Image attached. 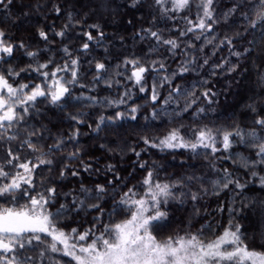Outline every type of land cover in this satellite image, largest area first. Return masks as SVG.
<instances>
[{
	"label": "trees",
	"instance_id": "obj_1",
	"mask_svg": "<svg viewBox=\"0 0 264 264\" xmlns=\"http://www.w3.org/2000/svg\"><path fill=\"white\" fill-rule=\"evenodd\" d=\"M198 2L199 0H192L188 8L174 11L169 5L155 4V0H140L135 7L131 6L132 0H13L7 8L0 6V30L6 33L5 39L16 44L23 42L29 51L39 52V55L36 60L30 61L23 54L24 50L18 49L10 63L2 64L0 67L5 73L9 67L19 71L20 68L27 67L29 63L35 67L38 63H47L51 59L52 63L43 71L50 73L68 63V71L59 72L58 78L69 80L71 79L70 59L76 58L79 61L78 83L69 85L73 96L84 94L96 97L99 101L124 100V103L114 107L106 106L104 103L92 105L88 101L80 103L71 101L63 111L49 105L46 100L38 103L41 115H32L28 125L36 128L46 126L45 139L40 142L47 146L61 137L65 141L62 150L53 149L51 153L50 158L54 161L52 171L49 172L47 166H41L34 174L37 190L41 180L46 181V186L55 182L57 192L60 194L57 197L56 207L65 200L70 204L72 196L65 197L63 194L77 192L81 183L94 188L97 183L106 184L108 180L113 179V173H107L105 169L109 164L114 165L115 174L122 179L115 182L119 188L115 198L107 197L103 204L105 211L101 222L97 225V234H99L104 224L120 223L130 218L131 213L125 210L124 206L116 204L113 212V205L129 188H133L137 193L136 198L142 196L145 186L141 182L149 170L155 172L153 181L160 183H170L188 176L203 177V185L193 181L190 188H177L173 191L178 195L181 191L200 192L202 187H206L209 188V194L202 195L201 199L195 203L190 198L186 199L183 205L171 203L168 207V220L155 228L153 235L158 240H165L170 236L196 234L202 226L210 225V228H203L201 235V239L208 241L219 236L231 220L233 224L238 223L241 226L242 238L249 249L264 252V217H262L264 186L260 184V177H264V165L247 169L242 166L240 159L241 157L249 160L257 159L255 148L234 143L230 152L221 150L213 157L209 149L200 148L197 150L200 154L194 155L188 149L161 151L157 148H147L143 143L144 137L158 140L172 129H179L185 139L194 140L195 130L205 125L214 131L219 129L221 132L232 130L237 126L245 131L257 128L258 133L264 135V131L254 124L256 119L264 117V36L261 35L264 33V20L257 21L255 28L250 27L251 22L256 20L257 0H250L249 6L241 8L228 24L221 21L213 26L214 30L211 33H205L209 39L216 37L213 44H208L203 36L196 39L199 29L186 36L180 35L181 31L190 26L185 17L196 22L199 11ZM234 2H242V0H216L217 13L226 11ZM55 6L60 7L59 14L55 12ZM242 12L248 13V20L241 17ZM69 13L72 14V23L66 35L56 36L55 32L69 23ZM77 21L79 23H76ZM93 24L100 25L104 37L88 42L89 49L83 51L81 46L86 42L83 33L91 32L94 37L98 36L96 29L88 27ZM146 28L158 31L165 39H176L180 48L175 51V55L167 50V45H162L158 51L149 53L150 46L156 44L155 39L141 40L136 35ZM41 29L46 31L48 41L38 35ZM245 29H247L246 32ZM237 32L243 33V36L235 40L232 51L241 52L240 57L232 55L226 44L219 49L214 47L220 44L225 35L233 36ZM249 41L252 43L249 44ZM189 44L192 46L189 47ZM65 46L70 50L71 57L62 51ZM245 48L249 49L247 53L244 52ZM185 52L188 53L187 57L184 55ZM192 57L196 58L197 65H203L204 60H208V64L198 68L196 72L175 77L172 87L181 85L183 91L179 95L173 93L172 100L168 104L164 101L169 96L171 87L168 84L163 87L158 86V100L153 103L151 101L153 83L159 85L165 74L177 71L183 60ZM125 58H141V63L146 67L153 60H163L167 66V73L163 70L147 72L144 80L146 90L140 92L139 86H135L132 81L126 79L131 75L132 66L117 67L123 65ZM97 61L105 63L107 67V71L102 74L104 79L99 82L93 79L96 75ZM225 61L227 63L224 69H214L215 65ZM232 65L236 66V70L227 71V68ZM214 70L215 75L212 74ZM117 72L123 75H116ZM106 80L112 81V87L106 85ZM44 81L45 77L32 71L23 72L14 80L9 78V82L14 86L20 83L44 86ZM81 84L86 87L81 88ZM208 89L215 93L210 97L211 103L200 96V93ZM126 92L127 95H125ZM191 92H195L200 98L188 111L184 112L182 110L186 104L195 98L188 95ZM133 107L138 109L136 113H131L130 109ZM200 108H203L204 112H199ZM154 110L159 113L155 118L152 116ZM118 111L125 113L128 119L106 123L99 133L93 131L101 115L114 116ZM177 112L180 114L177 115ZM78 113L84 114L82 124H74L73 121L65 118L69 114ZM132 115L137 118L131 119ZM17 127L20 128L21 138H24V127ZM75 128L79 129L80 134L76 141L69 142L68 135ZM16 131L17 129L13 128L9 135L15 134ZM33 140H36V137H33ZM10 146L16 148L22 156L27 154L26 148H19L18 141H6L0 146V160L6 156ZM217 147H220L219 143ZM77 149L81 152L83 162L91 165V170L84 171L80 168L78 177L69 175L64 180L57 179L60 168L66 162L65 157ZM133 150L141 153L139 162H147L148 167L141 169L139 163L134 164L138 158ZM205 153L209 154L205 155ZM230 154L234 156V159H222ZM213 161L219 172L212 170ZM153 164L159 167L153 169ZM71 167L79 168L80 159L73 161ZM225 168L232 173L234 179L238 178L242 184L246 185L243 191L230 185L229 189L221 191L219 195L212 194L209 181L216 180ZM252 171H256L258 175L253 177ZM49 177L52 180H49ZM25 199H21L20 203L23 204ZM89 203H95V201H89ZM0 205L11 206L2 200ZM229 209L235 211H229ZM148 214L151 213H146ZM97 215L99 213L95 210L81 211L78 215L74 213L71 217L61 220L58 226L66 232L72 228L83 232L91 227ZM45 239L50 240L49 237ZM53 258L59 261V264L66 262L64 258L58 256ZM40 264H49V261L42 260Z\"/></svg>",
	"mask_w": 264,
	"mask_h": 264
},
{
	"label": "snow or ice",
	"instance_id": "obj_2",
	"mask_svg": "<svg viewBox=\"0 0 264 264\" xmlns=\"http://www.w3.org/2000/svg\"><path fill=\"white\" fill-rule=\"evenodd\" d=\"M162 2L163 0H155L157 5L162 4ZM191 2L192 0H171L172 10H184L190 6ZM12 3L13 0H7V3H5V0H0V6L4 8H7ZM139 3L140 0H132L131 6L135 7ZM215 3L216 0H199L196 22L185 17L190 26L186 30L181 31L180 35L186 36L188 33H195L199 29L200 32L196 35V39H200L203 36L208 44H213L216 37L213 36L209 39L205 33H211L214 30L213 26L221 23V21L228 24L229 20L234 18L241 8L249 6L250 0L234 2L230 8L219 14L216 11ZM255 8L256 20L251 22V28L256 27L257 21L264 20V0H257ZM54 10L57 14L60 13L59 6H55ZM241 17L244 20L249 19L247 12H242ZM71 23L72 14L69 13V23L60 31L55 32V35L64 37ZM76 23H79V21ZM88 27L96 29L98 36L94 37L91 32H84L83 35L86 37V42L81 46L83 51L89 49L90 45L88 42L104 37L99 24L89 25ZM246 31L247 29H245ZM38 35L43 40L48 41V35L45 30H39ZM136 35L141 40L155 39L156 44L150 46L149 53L158 51L162 45H167V50L172 55H175V51L180 48V44L176 39H165L158 31H154L151 28L142 29ZM261 35L264 36V33H261ZM5 36L6 33L0 30V65L10 63L18 49H23V54L30 61L36 60L39 52L29 51L23 42L16 44L5 39ZM242 36L243 33L240 32L235 33L233 36L225 35L220 44L214 45V47L219 49L226 44L230 48L232 55L240 57L242 53L232 51V48L235 40ZM251 43L252 41H249V44ZM191 46L189 44V47ZM62 51L65 55L71 57V52L67 46ZM248 51L249 49L245 48L244 52L247 53ZM184 55L187 57L188 53L185 52ZM51 63V59L47 63H38L35 67L29 63L27 67L20 68L19 71L9 67L6 73L0 67V146L6 141H18L20 149H27V154L22 156L16 148L10 146L6 156L0 160V200L11 205H0V264H40L42 260L49 261V264H59V261H56L50 255L55 253L71 257L75 264H264V252L249 249L242 238L241 226L238 223L233 224L231 220L219 236L208 241L201 239V235L203 228H210V225L202 226V229L198 230L196 234L186 233L183 236H170L165 240H158L153 235V230L168 220V207L171 203L183 205L188 198L195 203L201 199L202 195L209 194V188L206 187H202L200 192L186 193L181 191L178 195L173 191V189L177 188H190L193 181L200 182L203 185V177L188 176L174 182L160 183L153 181L155 172L149 170L141 182L145 186L142 196L136 198L137 193L133 188H129L127 192H123L120 195V199L115 201L113 205V212L116 204L124 206L125 210L131 213L130 218L120 223L104 224L99 234H97V225L101 222L105 211L103 204L106 202L107 197L115 198L119 190L115 182L122 179L115 174L114 165L109 164L106 166L105 171L113 173V179L108 180L106 184L97 183L94 188H91L81 183L77 192L63 194L65 197L72 196L70 204L65 200L56 207L57 197L60 194L57 192V185L54 181L50 186H46V181L41 180L39 190H37L34 180L36 170L41 166H47L49 172H51L54 164L53 159L50 158L51 153L53 149L62 150V146L65 143L63 137H61L52 145L45 146L40 141L45 139L46 126L36 128L28 125V120L32 115H41V109L37 106L38 103H43L46 100L49 105L56 106L60 111H63L71 101L77 103L88 101L92 105L104 103L106 106L112 107L124 103L123 99L119 101L110 99L99 101L96 97L84 94L73 96L69 85L78 83V59H70L71 79L69 80L58 78L59 72L68 71V63L62 68L57 67L50 73L43 71ZM226 63L227 61L217 64L214 69H224ZM207 64L208 60H204L203 65H197L195 57L186 58L181 62L177 71L165 74L161 78L159 85L155 82L153 83L151 101L155 103L158 100L157 87H163L168 84L171 87V92L164 101L165 104H168L172 100L173 93L179 95L183 91V86L181 85L172 87L174 78L183 76V74L188 72H196L198 68H203ZM124 65L132 66L131 75L127 76L126 79L132 81L135 86H139L140 92H145L146 90L144 80L147 72L150 70L156 72L163 70L167 73V66L163 60H153L146 67L141 63V58H125L123 65H118L117 67ZM157 65L158 67H156ZM235 70V65L227 68L229 72ZM27 71L36 72L45 77L44 86L42 84L32 85L29 83H20L18 86H14L9 82V78L14 80L21 73ZM106 71L105 63L97 61L95 63L96 75L93 78L94 81L103 80L104 76L102 74ZM212 74L215 75V70ZM116 75H123V73L117 72ZM105 83L108 87H112V81L106 80ZM115 83L118 84L119 81H115ZM204 83H207V81H204ZM80 87L84 88L86 85L81 84ZM127 94L126 92L125 95ZM188 95L195 98L186 104L182 110L184 112L188 111L200 98L196 96L195 92H191ZM213 95L215 93H212L211 89L200 93V96L208 99L209 103L212 102L210 97ZM40 98L44 99L41 100ZM252 110L254 111L255 109ZM130 111L131 113H136L138 109L133 107ZM198 111L204 112V109L200 108ZM176 114L179 115L180 113L177 112ZM83 115V113L69 114L65 118L73 121L74 124H82L84 122L82 119ZM158 115L159 113L154 110L152 113L153 118ZM125 116V113L119 111L114 116L101 115L96 121L93 131L99 133L102 126L106 123H115L124 119ZM136 118L135 115L131 116L133 120ZM254 124L264 131V117L256 119ZM17 126L24 127V138H21L20 128ZM13 128L17 129L16 133L9 135ZM79 134V129L75 128L68 135V141H76ZM194 135V140L185 139L180 134L179 129H172L167 135L158 140L144 137L143 143L147 148H157L161 151L177 148L188 149L194 155L200 154L197 151L200 148L209 149L213 157H215V153L221 150L226 153L230 152L233 144L239 143L255 148L257 156V159L254 160L241 157L242 166L247 169H255L257 165H264V135H260L257 128L245 131L237 126L232 130L221 132L219 129L214 131L205 125L195 130ZM33 137H36V140H33ZM218 143L220 144L219 148L217 147ZM133 151L138 158L134 164L139 163L141 169L148 167L147 162H139L141 153ZM208 154L205 153V155ZM77 159H80V167H71L72 162ZM222 159H234V156L230 154ZM65 161L59 171L57 178L59 180H64L69 175L78 177L80 168L84 171L91 170V165L84 163L81 159L79 149L68 153ZM158 167L155 164L152 166L153 169ZM212 170L219 172L214 161ZM251 175L255 177L258 173L252 171ZM48 179L52 180L51 177ZM209 183L212 194L215 195H219L221 191L229 189L230 185H234V188L240 191H243L246 187L238 178L234 179L232 173L226 168L223 169L216 180L209 181ZM260 184L264 186V177H260ZM24 198L26 199L21 204L20 200ZM93 200L95 203H89V201ZM50 208L55 210L50 211ZM85 210H95L99 215L94 217L91 227L83 232H80L77 228H72L66 232L58 226L61 220L71 217L74 213L78 215ZM229 211L235 210L229 209ZM146 213L151 214L146 215ZM45 237H49L50 240H46ZM89 240L90 242H88Z\"/></svg>",
	"mask_w": 264,
	"mask_h": 264
},
{
	"label": "rangeland",
	"instance_id": "obj_3",
	"mask_svg": "<svg viewBox=\"0 0 264 264\" xmlns=\"http://www.w3.org/2000/svg\"><path fill=\"white\" fill-rule=\"evenodd\" d=\"M106 1V0H105ZM160 5H162V6H165V5H169V7H172L173 8V5H172V3H171V0H163V2H162V4H160ZM35 10V9H34ZM5 95H6V93H5ZM125 119H128V116H125V118L124 119H122V120H125ZM119 121H121V120H119ZM117 122V121H116ZM264 214L262 213V217H264L263 216ZM261 217V218H262ZM263 220V219H262ZM52 257H54V256H58V257H60V258H64V260L66 261L65 263H62V262H60L61 264H75V261L74 260H72L71 259V257H67V256H63L61 253H55V254H50Z\"/></svg>",
	"mask_w": 264,
	"mask_h": 264
}]
</instances>
